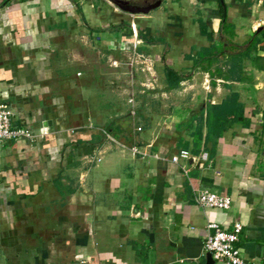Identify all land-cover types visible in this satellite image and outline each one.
<instances>
[{"label": "crops", "instance_id": "crops-1", "mask_svg": "<svg viewBox=\"0 0 264 264\" xmlns=\"http://www.w3.org/2000/svg\"><path fill=\"white\" fill-rule=\"evenodd\" d=\"M231 94L250 121L208 136ZM0 101L46 133L0 143V264H206V225L236 221L264 264V0H0Z\"/></svg>", "mask_w": 264, "mask_h": 264}, {"label": "built area", "instance_id": "built-area-1", "mask_svg": "<svg viewBox=\"0 0 264 264\" xmlns=\"http://www.w3.org/2000/svg\"><path fill=\"white\" fill-rule=\"evenodd\" d=\"M129 32L131 36L134 37V42L131 46L134 53L137 48V42H139L137 36L138 32L133 25L130 26ZM13 116V111L0 101V143L21 139L32 142L37 137L42 138L46 135L45 132L40 135H35L23 127L13 126ZM131 151L133 154L140 153L134 146L131 148ZM191 159V154L188 151L182 150L172 157L171 162L179 165L180 160ZM205 161H207V153L201 152L197 158L195 157L194 163L202 167ZM180 168L184 173L187 172L184 167L181 166ZM194 201L202 208H213L218 210H228L232 204L230 197L221 196L208 190H199L194 193ZM241 231L242 225L238 221L232 224L230 230H223L216 223H208L205 228L203 248L206 252L210 253L212 259L219 264H259L255 261L246 260L241 256V251L237 246Z\"/></svg>", "mask_w": 264, "mask_h": 264}, {"label": "trees", "instance_id": "trees-1", "mask_svg": "<svg viewBox=\"0 0 264 264\" xmlns=\"http://www.w3.org/2000/svg\"><path fill=\"white\" fill-rule=\"evenodd\" d=\"M165 76L170 89L176 87L182 79L171 70H168ZM244 109L242 105L238 104L236 94H231L221 104L212 106L206 118L208 136L218 135L235 123L246 124L249 122L250 120L244 116Z\"/></svg>", "mask_w": 264, "mask_h": 264}, {"label": "water", "instance_id": "water-1", "mask_svg": "<svg viewBox=\"0 0 264 264\" xmlns=\"http://www.w3.org/2000/svg\"><path fill=\"white\" fill-rule=\"evenodd\" d=\"M159 5H160V1H157L154 4L144 6V7L131 5V4H118V8L122 12H126L129 14L135 15V14H147L150 11H152L153 9H155L156 7H158ZM205 262H206V264H212L213 263L212 257L210 255V253H208V252L205 255ZM182 264H192V263H182Z\"/></svg>", "mask_w": 264, "mask_h": 264}, {"label": "rangeland", "instance_id": "rangeland-1", "mask_svg": "<svg viewBox=\"0 0 264 264\" xmlns=\"http://www.w3.org/2000/svg\"><path fill=\"white\" fill-rule=\"evenodd\" d=\"M153 11H155V10H153ZM155 13H156V11H155ZM121 77H124L123 75L121 76ZM123 85H122V87H118L117 88V90H118V98H121L122 97V95H123ZM120 94H121V96H120ZM124 109V108H123Z\"/></svg>", "mask_w": 264, "mask_h": 264}]
</instances>
